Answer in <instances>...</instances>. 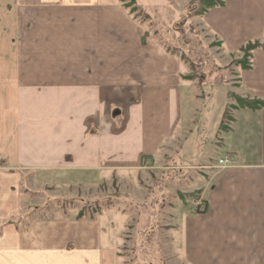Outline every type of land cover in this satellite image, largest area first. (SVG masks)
Returning <instances> with one entry per match:
<instances>
[{
  "label": "crops",
  "instance_id": "obj_1",
  "mask_svg": "<svg viewBox=\"0 0 264 264\" xmlns=\"http://www.w3.org/2000/svg\"><path fill=\"white\" fill-rule=\"evenodd\" d=\"M140 7L158 19L155 5ZM195 18L222 51L264 41V0H226ZM149 23L121 0H0V264H122L116 230L98 217L24 215L22 186L27 174L75 185L138 170L174 137L189 71L149 38ZM251 64L236 67L231 92L264 99V48ZM234 116L220 147L232 165L209 167L202 187L207 212L176 203L189 264H264V107ZM176 236H163L169 251Z\"/></svg>",
  "mask_w": 264,
  "mask_h": 264
},
{
  "label": "rangeland",
  "instance_id": "obj_2",
  "mask_svg": "<svg viewBox=\"0 0 264 264\" xmlns=\"http://www.w3.org/2000/svg\"><path fill=\"white\" fill-rule=\"evenodd\" d=\"M147 1L137 0V4L145 8L155 5L153 12L158 16L153 19L146 17V11L139 12L140 19L147 25L150 22L149 38L165 42L168 50L177 48L176 54L188 67L186 76H193L184 82L183 123L159 154L138 170L120 175L101 172L75 185H45L27 174L22 213L32 209L30 217L41 220L78 217L83 211L86 217H98L105 228L121 234L122 264H189L187 220L181 211L197 214V198L205 205L207 197L202 198L201 192L210 191L211 185L202 188L209 167L217 171L221 168L218 159L227 155L220 150L225 133L219 127L231 102L229 93L238 92L233 88L239 81L234 77L236 67L230 72L228 65L240 52L222 51L195 17L181 23L183 13L179 15L178 7L183 8L187 0ZM180 194L192 196L183 201ZM176 203L181 211L177 212ZM169 233L177 234L172 249L177 255L166 249L163 236Z\"/></svg>",
  "mask_w": 264,
  "mask_h": 264
},
{
  "label": "trees",
  "instance_id": "obj_3",
  "mask_svg": "<svg viewBox=\"0 0 264 264\" xmlns=\"http://www.w3.org/2000/svg\"><path fill=\"white\" fill-rule=\"evenodd\" d=\"M123 5L131 11V13L135 14L136 17H139V12L143 10L138 6L137 0H121ZM226 4V0H190L187 6L185 7L181 23H185L189 18L192 17H204L210 10L223 7ZM146 17H149L147 14ZM148 34V33H147ZM143 38V42H146V36ZM217 44V43H215ZM258 48H264V41H251L246 45L240 48V52L242 53V57L239 59H233L232 62L228 65L230 72H233L235 67H240L244 70L251 68V58L253 51ZM170 52L176 54L178 51L177 48L170 49ZM186 79H193V76H185ZM229 98L231 99V103H229L225 109L222 121L220 123L219 131L221 133H227L231 130V125L235 121L234 110L242 109V108H250L252 110H259L264 107V99L259 98H249L238 95L234 92L229 93ZM181 199L186 201L189 196L192 195H184L180 194ZM206 209L204 212H201L199 209L197 211V215L205 214L207 212V201L205 202ZM85 217L83 211H81L78 215V218Z\"/></svg>",
  "mask_w": 264,
  "mask_h": 264
},
{
  "label": "built area",
  "instance_id": "obj_4",
  "mask_svg": "<svg viewBox=\"0 0 264 264\" xmlns=\"http://www.w3.org/2000/svg\"><path fill=\"white\" fill-rule=\"evenodd\" d=\"M219 165L222 168H228V167H230L232 165V161H231L230 157L227 156V157H224V158L219 160ZM196 204L199 205L200 203H196ZM204 209H205L204 206H202L200 208V210H202V211H204Z\"/></svg>",
  "mask_w": 264,
  "mask_h": 264
}]
</instances>
